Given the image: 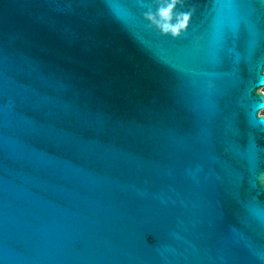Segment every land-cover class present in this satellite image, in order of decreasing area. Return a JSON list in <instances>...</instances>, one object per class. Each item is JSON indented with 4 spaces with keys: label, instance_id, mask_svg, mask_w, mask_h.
<instances>
[{
    "label": "water",
    "instance_id": "obj_1",
    "mask_svg": "<svg viewBox=\"0 0 264 264\" xmlns=\"http://www.w3.org/2000/svg\"><path fill=\"white\" fill-rule=\"evenodd\" d=\"M0 0V264H264V0Z\"/></svg>",
    "mask_w": 264,
    "mask_h": 264
},
{
    "label": "clouds",
    "instance_id": "obj_2",
    "mask_svg": "<svg viewBox=\"0 0 264 264\" xmlns=\"http://www.w3.org/2000/svg\"><path fill=\"white\" fill-rule=\"evenodd\" d=\"M184 3L185 0H157L156 11L146 12L145 19L163 35L179 38L187 31L192 19V12L178 10V6L182 8ZM258 92L264 95V88L258 89ZM257 116L264 119V109H261Z\"/></svg>",
    "mask_w": 264,
    "mask_h": 264
}]
</instances>
